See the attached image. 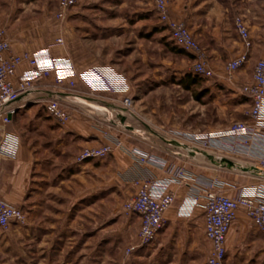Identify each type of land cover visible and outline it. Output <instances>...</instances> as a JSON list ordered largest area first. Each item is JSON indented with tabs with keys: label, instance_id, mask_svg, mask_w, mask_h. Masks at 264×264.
I'll use <instances>...</instances> for the list:
<instances>
[{
	"label": "rangeland",
	"instance_id": "obj_1",
	"mask_svg": "<svg viewBox=\"0 0 264 264\" xmlns=\"http://www.w3.org/2000/svg\"><path fill=\"white\" fill-rule=\"evenodd\" d=\"M168 1L171 5L175 0ZM187 1L188 3L199 2V0ZM201 1L209 8L208 10L213 4L216 5L214 6L216 9H227L229 11L227 14L231 18L235 14H242L251 25L256 24L255 27L263 30L264 0ZM0 4V29L6 32L7 38L9 41L11 38L13 44L19 45L26 37L32 39L44 36L45 43L47 42L48 47L52 49L55 47L54 39L61 37L63 46L55 48L62 51L63 49L71 50V52L68 50L69 54L71 53L70 55L78 62L73 64L77 71L81 72L93 67H109L126 80V92L117 94L93 92L81 83H76L73 88L60 87L65 92L75 90V94L79 96L68 100V103L61 101L63 106L69 111L76 110L79 118L90 116L92 123L103 129L104 134H102L107 139V143L111 142L110 139H117L124 144V148L116 149L113 153L127 154L126 147H133V143L142 137L156 142L171 138L179 140L180 143H186L181 137L221 131L218 129L247 120L245 113L250 107L248 99L244 96L237 98L236 104L242 106L236 107L233 111L221 110L220 105L231 104V101L224 92L216 97L213 94V91L219 88L212 86V83L217 75L223 74L224 63L217 68L211 63L216 76L211 79H201L202 82L191 88L189 92L177 86L176 81L183 74H191L193 58L178 56L174 53L167 54L162 47L158 50L156 46L154 55L153 53L151 55L153 59L151 63L154 65L149 67L138 65V57L131 52L132 43L136 42L137 38L145 40L150 38L149 40L153 42L162 37V41L168 42L167 49H170L172 44L168 31L158 22L153 11L152 0H77L76 6L70 9L62 24L56 23L53 18L54 11L57 10L56 0H0ZM188 27L191 30L190 26ZM145 40L142 42H146ZM258 42L250 51V57H256L263 51V37H260ZM21 53L23 52L17 54ZM198 94L201 95L196 101L195 95ZM125 98L131 100L129 108L123 107ZM244 103L246 105H243ZM42 105L38 104V107L30 112L27 108L19 110L15 115L17 129L23 133L29 145L37 149L35 150L38 151L36 158H40L42 162L38 161L41 164H38L39 170L46 171L49 181L70 180L74 186L73 193L78 197L84 194L82 175L86 171L83 164H77L75 160V164L72 160L62 162L59 159L56 160L50 152L42 155L39 150L41 145H44L52 152L60 137L59 134H50L46 129L48 119ZM188 147L193 150L191 146ZM197 148L202 151H211ZM71 174L75 176L71 178ZM111 174L108 172L103 177L107 179L106 191L93 189L89 200L86 199V204L81 200L82 202L77 204L80 207L76 205L75 209L69 208V210L65 206V202L70 203L72 197H66L64 194L62 196V193H60L61 196H56L50 192V188L43 190L41 201L46 202V205L50 207L46 212L56 215L58 211L52 210L51 207H57V202L61 200L62 202L58 204L61 209L58 212L59 216L65 219L70 216L75 219L69 229L73 233L66 231L65 240L61 241L62 253H108V264H116L120 253H126L128 249L137 245V216H128L123 213L121 206L127 194L123 197L116 187V179ZM220 176L228 182L233 180L240 186L253 184L252 180L243 176L239 168L234 171L222 170ZM95 182H100V179L98 177L93 179L92 184ZM97 185L96 183V188ZM63 208L64 212L67 210L65 213L62 211ZM83 223H86V231H90V239H87L85 248L80 247L83 240L81 232ZM72 237H74L73 240H70ZM191 238L195 246L189 250L184 231L181 229L176 231L174 237L161 235L158 239L155 238L151 245L134 248L130 253H160L157 254L159 261L155 259L154 264H162L161 261L166 264H171L169 262L201 264L208 255L206 242L194 235ZM168 253L171 254L170 259L167 256ZM127 262L128 260L125 264ZM224 264H233L230 253H226Z\"/></svg>",
	"mask_w": 264,
	"mask_h": 264
},
{
	"label": "crops",
	"instance_id": "obj_2",
	"mask_svg": "<svg viewBox=\"0 0 264 264\" xmlns=\"http://www.w3.org/2000/svg\"><path fill=\"white\" fill-rule=\"evenodd\" d=\"M214 6L216 5L213 4L212 8L208 10L209 8L201 0L191 3H188L187 0H175L170 5V13L174 19L182 20L186 23L187 27L190 26V32L199 45L206 51L210 63L215 68L238 57V54L242 52L241 43L233 26V19L236 16H241L247 23L253 47L260 37H263L264 46V4L263 30L255 27L256 24L251 25L246 16L242 14H235L231 18L227 14L229 12L227 9L220 10ZM43 37H34L35 39L26 37L25 40H21L19 45L13 44L9 37L11 41V53H32L47 49L48 43H45ZM149 39L137 38V41L132 43L131 52L138 57V65L148 67L149 65H154V63H151L153 60L151 59V55L152 53L154 55L156 46H158V50H161L162 47V50L167 51V54H172L170 49H167L168 45L166 41H162V37L153 40V42ZM143 40L146 42H142ZM63 50L53 47L51 49L52 56L59 58L60 56L61 58L67 57L74 65L78 63L76 58L71 56V53L69 54V51L71 52L70 49H67V51ZM262 53L264 55V47L263 51L257 54L256 57L249 58L250 61L236 73L233 82L230 84L222 79V75H217L212 86L219 89L213 91L214 96L216 97L221 92H224L231 101V104L225 103L222 106L220 105L221 110L228 109L233 111L241 105L236 104V99L243 96L240 93V88L250 82L253 66L262 57ZM27 70V65L20 66L12 78L13 83ZM78 97L75 94V90L65 92L60 86L58 87L53 83L52 77H49L37 81L33 92L22 95L15 103V106L18 107V111L27 108L30 112L32 109L38 107V104L44 105L45 101L49 99L54 98L63 103H68V100ZM243 105H246V103ZM70 110L68 111L71 119L63 127H58L52 119H49L45 115L48 119L46 120V129L50 134H59L60 137H58V142H56L52 152L49 151L50 148H45L44 145H41V149L39 150H41L42 155L50 152L56 160L59 159L62 162L72 160L74 163L75 156L82 149L101 146V144L107 143V139L103 137V129L92 123L90 116L85 115L86 118H79L80 116L76 110ZM229 126L218 130L226 129ZM175 140L170 138V140L162 139V141L156 142L155 140L142 137L133 143V147L146 149L158 159L166 161L172 169L183 168L196 176L216 177L226 183H234L237 188H254L264 198V174H260L257 170L255 160L245 157L230 159L217 151H202L197 147H192V150L188 147L190 145L187 143H180L179 140L175 142ZM151 147L153 148L151 149ZM35 150L37 149L32 145L30 146L23 133L17 129L15 116L8 126H0V200L19 208L25 215L24 225L12 223L9 229L5 231L0 230V264H108V253H62L61 241L65 240L66 231L71 232L69 229L75 222V219L70 216L67 219L59 216L58 212L61 209H59L58 204L61 200L57 202V207H51L52 210L58 211L56 215L46 212L50 207L46 205V202L41 201L43 200V190L50 188V192L56 196L62 193V196L64 194L66 197H72L70 203L65 202V206L68 209H75L79 202L84 201L83 203L86 204V199L89 200L93 189L106 191L105 188L108 186L106 183L107 179L103 177L108 172L112 173L111 175L116 179V187L123 197L127 194L125 199L135 194V181L137 179L151 176L158 181H163L168 176L157 167L137 165L128 154L115 152L108 156L107 159L87 160L82 163L86 171L82 175L84 194L77 197L73 193L72 188L74 186H72L70 180L57 181L53 179L49 181L46 171L43 169L39 170L38 164L42 162L40 158H36L38 151ZM224 159L232 161L233 166L229 167L223 162ZM236 168L242 171L245 178H248L250 181L252 180L253 184L240 186L237 182L233 180L228 182L220 176L222 170L234 171ZM74 176V174H71V178ZM97 177L100 179V182L92 184V180ZM96 183L98 184L97 188ZM64 188L66 189L64 190ZM168 190L175 193V203L172 209L165 214V218L168 220L161 231H159L160 233H158L156 239L161 235L174 237L176 231L182 229L187 239L188 250L195 246V242L191 238L194 235L206 242V253L208 254L210 244L204 237L202 209L195 207L188 217L187 215L179 214L178 209L186 200L190 191L186 187H178L175 184H170ZM224 193L229 197H233L235 190L227 186L224 188ZM77 206L80 207V205ZM83 207L86 208L85 205ZM62 211L65 213L67 210L64 212L63 208ZM136 218L137 238L140 218ZM251 223L240 213L227 234L225 249L226 253L232 255L233 264H264V235L258 233ZM82 225L83 240L80 247L85 248L87 239H90V231H86V223ZM73 238H70V240H73ZM157 254L159 255L160 253H131L126 264H154L155 259L159 261ZM170 255V253L167 254L169 259ZM123 256L124 253H120L117 256L116 264H123ZM160 260L163 259L160 258ZM161 263L166 264L164 261H161ZM169 263L172 264V262Z\"/></svg>",
	"mask_w": 264,
	"mask_h": 264
},
{
	"label": "built area",
	"instance_id": "obj_3",
	"mask_svg": "<svg viewBox=\"0 0 264 264\" xmlns=\"http://www.w3.org/2000/svg\"><path fill=\"white\" fill-rule=\"evenodd\" d=\"M153 11L158 22L168 31L173 44L188 54L192 59L191 74L202 79L216 76L206 51L195 40L186 23L174 19L170 13L168 0H152ZM77 0H58L57 10L53 18L62 24L70 9ZM234 30L242 46L238 57L228 61L223 70L222 79L232 83L236 73L242 69L250 58L253 48L249 27L241 16L233 19ZM53 46H63V39H54ZM27 65L28 70L20 75L15 83L12 78L17 69ZM52 77L56 86L73 88L81 83L90 90L117 94L126 92V80L109 67H93L89 70L77 71L67 57H53L51 47L35 52L11 53V44L6 32L0 29V126H8L17 114L15 103L22 95L30 93L37 81ZM240 93L250 101L247 120L235 122L221 131L181 137L191 147H201L222 153L230 159L239 157L256 161L257 170L264 174V55L253 66L249 83L240 88ZM125 98L123 107H130ZM46 115L58 127L65 126L71 119L68 109L58 99H49L44 103ZM106 134V133H105ZM107 136V134H106ZM111 135H109L110 137ZM101 146L82 149L75 157L77 164L87 160H95L112 155L114 150L124 148L117 139ZM260 146V147H259ZM126 153L137 165H150L163 170L168 176L158 181L151 176H144L135 181L136 191L122 204L126 215H136L140 219L137 234V245L124 253L123 264L128 260L134 248H142L153 243L159 231L168 219L165 214L175 203V193L168 190L170 184L186 187L190 194L178 209V213L188 215L195 207L201 208L204 217V237L210 244V251L201 264H224L226 257V237L233 223L241 213L252 222L253 228L264 235V198L254 188L243 189L229 185L218 178L196 176L183 168L172 169L168 163L158 159L146 150L138 147H126ZM230 186L235 195H225L224 188ZM12 223L24 225L25 215L19 209L0 200V230H7Z\"/></svg>",
	"mask_w": 264,
	"mask_h": 264
},
{
	"label": "trees",
	"instance_id": "obj_4",
	"mask_svg": "<svg viewBox=\"0 0 264 264\" xmlns=\"http://www.w3.org/2000/svg\"><path fill=\"white\" fill-rule=\"evenodd\" d=\"M165 28V27H164ZM166 43L168 44V42L166 41ZM171 47H170V51L176 55H182L185 57H190L188 54H186L185 52H183L181 49H179L178 47H176L173 42L171 41ZM191 58V57H190ZM202 78L195 76V75H191V74H183V76L177 80V86H181L184 90L186 91H190L191 88L198 86L202 80ZM201 94L195 95V100L198 101L199 97ZM49 118V117H48ZM51 119V118H49Z\"/></svg>",
	"mask_w": 264,
	"mask_h": 264
},
{
	"label": "water",
	"instance_id": "obj_5",
	"mask_svg": "<svg viewBox=\"0 0 264 264\" xmlns=\"http://www.w3.org/2000/svg\"><path fill=\"white\" fill-rule=\"evenodd\" d=\"M223 162H225L229 167L233 166V162H231V161H228V160L224 159Z\"/></svg>",
	"mask_w": 264,
	"mask_h": 264
}]
</instances>
